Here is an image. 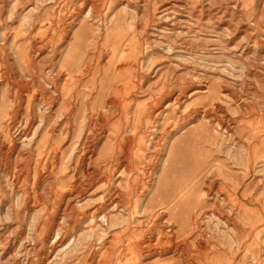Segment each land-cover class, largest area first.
<instances>
[{
	"label": "rangeland",
	"instance_id": "rangeland-1",
	"mask_svg": "<svg viewBox=\"0 0 264 264\" xmlns=\"http://www.w3.org/2000/svg\"><path fill=\"white\" fill-rule=\"evenodd\" d=\"M0 264H264V0H0Z\"/></svg>",
	"mask_w": 264,
	"mask_h": 264
},
{
	"label": "bare ground",
	"instance_id": "bare-ground-1",
	"mask_svg": "<svg viewBox=\"0 0 264 264\" xmlns=\"http://www.w3.org/2000/svg\"><path fill=\"white\" fill-rule=\"evenodd\" d=\"M164 109V108H163ZM199 114V113H198ZM162 116V115H161ZM224 130V129H223ZM208 195V194H207ZM119 203V202H118ZM194 207L195 206H198L197 204H195V205H193ZM200 207V206H199ZM192 210V209H191ZM112 213V212H111ZM98 218H99V216H98ZM104 218V217H103ZM193 218V217H192ZM100 219V218H99ZM105 219V218H104ZM195 219V218H194ZM104 221V220H103ZM193 221V220H192ZM102 222V221H101Z\"/></svg>",
	"mask_w": 264,
	"mask_h": 264
}]
</instances>
